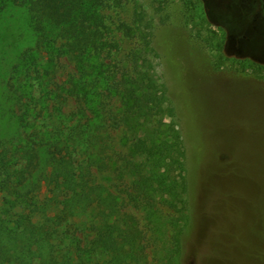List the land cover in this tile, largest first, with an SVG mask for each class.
<instances>
[{
    "label": "trees",
    "instance_id": "obj_1",
    "mask_svg": "<svg viewBox=\"0 0 264 264\" xmlns=\"http://www.w3.org/2000/svg\"><path fill=\"white\" fill-rule=\"evenodd\" d=\"M104 1L0 0V18L23 10L31 34L1 72L8 104L0 115L15 126L0 135V264H148L146 233L129 205L150 222L159 205L178 214L169 223L182 264L185 151L152 32H141V44L110 71L97 59ZM135 21L151 28L143 12ZM68 50L76 72L58 84L48 66ZM69 98L75 107L66 111Z\"/></svg>",
    "mask_w": 264,
    "mask_h": 264
},
{
    "label": "rangeland",
    "instance_id": "obj_2",
    "mask_svg": "<svg viewBox=\"0 0 264 264\" xmlns=\"http://www.w3.org/2000/svg\"><path fill=\"white\" fill-rule=\"evenodd\" d=\"M263 8L264 0H105L97 7L104 43L97 59L110 71L117 72L116 64L125 63L141 44V32H152L156 71L185 151L182 264H264ZM137 11L151 28L135 21ZM121 23L133 29L132 37L123 34ZM0 27V106L5 109L1 72L16 59L14 47L31 34L26 12L17 8L2 14ZM64 41L59 37L56 45ZM69 52L48 66L58 84L76 72ZM74 105L69 98L65 110ZM14 126L7 113L0 115V135L13 134ZM114 136L119 147L122 130ZM158 207L154 222L143 220L131 205L127 209L146 233L148 264H175L169 218L178 214Z\"/></svg>",
    "mask_w": 264,
    "mask_h": 264
},
{
    "label": "flooded vegetation",
    "instance_id": "obj_3",
    "mask_svg": "<svg viewBox=\"0 0 264 264\" xmlns=\"http://www.w3.org/2000/svg\"><path fill=\"white\" fill-rule=\"evenodd\" d=\"M261 13H262V15H263V18H264V8L262 9Z\"/></svg>",
    "mask_w": 264,
    "mask_h": 264
}]
</instances>
